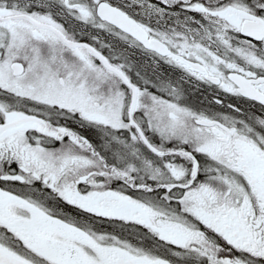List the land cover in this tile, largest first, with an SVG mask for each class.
<instances>
[{"label":"snow or ice","instance_id":"1","mask_svg":"<svg viewBox=\"0 0 264 264\" xmlns=\"http://www.w3.org/2000/svg\"><path fill=\"white\" fill-rule=\"evenodd\" d=\"M0 264H264V0H0Z\"/></svg>","mask_w":264,"mask_h":264}]
</instances>
